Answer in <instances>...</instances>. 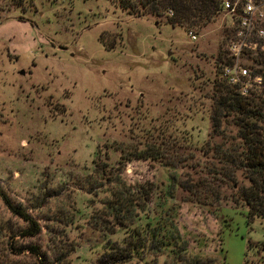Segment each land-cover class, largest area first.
I'll return each instance as SVG.
<instances>
[{
	"label": "rangeland",
	"instance_id": "374dc122",
	"mask_svg": "<svg viewBox=\"0 0 264 264\" xmlns=\"http://www.w3.org/2000/svg\"><path fill=\"white\" fill-rule=\"evenodd\" d=\"M190 32L173 28L166 15L130 16L111 0H0V186L43 228L23 237L29 224L0 195V264H110L105 248L123 234L97 230L90 217L119 180L124 187L153 183V211L174 176L175 204L198 214L185 186L213 180L206 167L218 169L216 150L239 143L242 115L226 114L219 130L211 118L221 101L216 81L226 83L221 72L231 62L224 15ZM259 53L243 65L264 69L254 65ZM246 100L255 105L262 98ZM150 146L163 158L127 160ZM96 161L114 181L98 177ZM215 206L226 220L209 221L223 225L220 257L226 264H264V220L249 222L248 208L231 202ZM66 243L76 250L66 246L58 260ZM33 245L50 263L27 250Z\"/></svg>",
	"mask_w": 264,
	"mask_h": 264
},
{
	"label": "trees",
	"instance_id": "16d2710c",
	"mask_svg": "<svg viewBox=\"0 0 264 264\" xmlns=\"http://www.w3.org/2000/svg\"><path fill=\"white\" fill-rule=\"evenodd\" d=\"M223 1L111 0L117 9L130 16L158 18L166 15L169 25L173 28L179 27L185 32L206 28L220 15ZM254 61V65L264 68V51L259 53V57ZM254 73L264 76V69ZM218 83L216 81V84L222 87L218 91L221 101L214 107L211 118L219 130L218 127L221 126L222 120L226 119V114L234 112L235 116L242 115V118H237V125L241 127L236 137L239 143L228 151L219 148L216 150L215 160H218L219 168L206 167L213 177L212 181L203 180L185 186L186 192L196 199L198 214H186L175 204L174 191L179 184L174 176L169 177L163 194L157 197L153 211L149 209L153 198L156 197V187L153 183L124 187L121 180L118 184L115 182L109 190L108 199L100 202L103 205L101 212H94L90 217V223L97 230L112 237L120 235V232L123 234L121 243L115 241L111 246H106L103 254L105 262L132 264V259L136 257H149L150 260H146L145 264H160L161 258H165L163 264H226V257H220L224 252L221 237L223 225L220 230L209 225V221L214 225L215 222H226L219 215L221 208L215 205L231 202L236 208H248L249 222L264 220V100L260 101L261 104L251 105L235 88L227 83ZM252 117L262 124L247 120ZM207 147L208 144L201 150L203 154ZM131 157L127 159L130 162H155L163 158V153L155 146H150L139 153H132ZM121 164L122 162L119 165ZM95 171L101 179L114 181L109 179L106 166H100L97 161ZM239 174L241 176L238 178ZM222 188H228L231 194H222ZM0 195L12 213L29 224L28 230L22 232L23 237H37L42 233L41 224L31 218L22 206H14L1 186ZM96 197L98 195L89 201L91 207L96 203ZM208 206L210 208L205 213ZM212 209H215L216 214ZM66 218L71 222V217ZM71 245H64L58 260L66 256V250H69L66 246L76 250V245ZM27 250L50 263L48 254L43 253L38 245L30 246ZM246 264H249V261Z\"/></svg>",
	"mask_w": 264,
	"mask_h": 264
},
{
	"label": "built area",
	"instance_id": "2783aa9c",
	"mask_svg": "<svg viewBox=\"0 0 264 264\" xmlns=\"http://www.w3.org/2000/svg\"><path fill=\"white\" fill-rule=\"evenodd\" d=\"M219 13L230 33L227 53L231 61L222 68L220 79L245 99L264 100V76L243 65L247 56L264 51V0H224ZM189 36L198 41L197 34L190 32Z\"/></svg>",
	"mask_w": 264,
	"mask_h": 264
},
{
	"label": "water",
	"instance_id": "95a60500",
	"mask_svg": "<svg viewBox=\"0 0 264 264\" xmlns=\"http://www.w3.org/2000/svg\"><path fill=\"white\" fill-rule=\"evenodd\" d=\"M169 56H170V54H169ZM23 73V72H22Z\"/></svg>",
	"mask_w": 264,
	"mask_h": 264
}]
</instances>
